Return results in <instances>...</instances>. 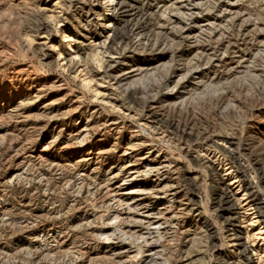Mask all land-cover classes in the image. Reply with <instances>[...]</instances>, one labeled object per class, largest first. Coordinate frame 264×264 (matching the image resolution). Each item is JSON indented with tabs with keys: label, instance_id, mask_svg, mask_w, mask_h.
<instances>
[{
	"label": "rangeland",
	"instance_id": "374dc122",
	"mask_svg": "<svg viewBox=\"0 0 264 264\" xmlns=\"http://www.w3.org/2000/svg\"><path fill=\"white\" fill-rule=\"evenodd\" d=\"M221 186L264 264V0H0V264L237 263Z\"/></svg>",
	"mask_w": 264,
	"mask_h": 264
},
{
	"label": "bare ground",
	"instance_id": "6f19581e",
	"mask_svg": "<svg viewBox=\"0 0 264 264\" xmlns=\"http://www.w3.org/2000/svg\"><path fill=\"white\" fill-rule=\"evenodd\" d=\"M127 11L125 9H123V7H121L120 11L117 13V16H120L123 17L125 16ZM119 18V17H118ZM113 36V35H112ZM66 38L69 37V35H65ZM116 37H113L112 39H110V43L112 44L114 41H115ZM105 45V44H104ZM90 57L91 55L89 54H86V58L82 59L81 62L83 61L84 62V65L86 66L87 64V60H90ZM73 61V59L69 58L68 59V63L71 64ZM141 70V69H140ZM140 70L139 69H132V70H128L127 72L124 71V73L120 74L118 76V81L119 83L120 82H123L122 85H126L128 86L133 80H135L139 74H140ZM142 72V71H141ZM185 85V84H184ZM182 88V87H180ZM180 92V91H179ZM184 93V92H183ZM181 94H182V91H181ZM225 139V138H224ZM217 140H223L221 138H217ZM226 141V140H225ZM231 145V144H230ZM208 157V156H207ZM200 158V157H199ZM164 167V166H163ZM133 168H129V171L127 172V177L126 179L128 178L129 180H132L133 177L136 175V173H138V170L136 171L135 169L132 170ZM157 170V168H156ZM243 172V171H242ZM240 173V172H238ZM144 174V173H143ZM157 175V185L160 186V193L163 192L164 190H171L170 187L172 186H169L168 183H166V179L164 177H166V172L164 174V172L162 171H157L155 173ZM237 175V174H236ZM244 177V176H243ZM246 177V176H245ZM194 178V177H193ZM239 178V177H237ZM127 179V180H128ZM240 181L243 182L245 181L244 178L242 179V177L240 176ZM125 180V178H124ZM122 181V180H121ZM239 181V180H238ZM239 181V182H240ZM244 183V182H243ZM250 183V182H249ZM247 184V183H246ZM252 185V184H251ZM157 186V187H158ZM164 186V187H162ZM247 186V185H246ZM159 188V187H158ZM218 188V187H217ZM256 188V187H255ZM173 190V189H172ZM245 190V189H244ZM247 199L249 200V206H252L253 209H258L261 207L262 205V201L260 200V197L252 190V187H250V185H248L247 187ZM245 192V191H244ZM257 192V191H256ZM158 193V192H157ZM174 193H171L169 195H173ZM216 194H217V204H216V207H215V210L217 213H220L221 215H219L220 217L223 218L225 225H228L229 226V237H227V239L229 238V241L230 243L228 242V244H231L230 246H232L236 253L237 254V257H239V262L237 261V263H235L234 261L230 262L229 264H252V260L250 258V256L248 255V247L247 245L245 244V242H243V239L241 238V236L239 235V233L237 232L236 228H235V222H234V216H232V209H233V203H232V192L231 190L227 187V186H221L217 189L216 191ZM137 203V202H136ZM135 204V203H134ZM141 203H137L135 205H140ZM145 206V205H144ZM214 207V206H213ZM141 215L142 217L146 218V219H149L147 222V225L148 228H157L158 225H157V220H155V217L153 218V216L151 215V212L149 211V209H146V206L145 207H141ZM136 210V209H135ZM258 212V211H257ZM161 215V214H160ZM173 215V214H172ZM171 215V216H172ZM225 215V216H224ZM140 216V215H139ZM174 218V217H173ZM263 218V217H262ZM143 219V218H142ZM134 222V221H133ZM262 223L264 224V220H262ZM151 226V227H150ZM157 226V227H155ZM147 227V226H146ZM164 227V226H163ZM147 228V229H148ZM160 228V227H159ZM146 229V228H145ZM158 230V229H157ZM150 230H148L149 232ZM147 232V231H146ZM151 232V231H150ZM226 232L228 233V231L226 230ZM145 235V234H144ZM148 236V235H147ZM148 239V238H147ZM146 240V239H145ZM150 244V243H149ZM147 245V244H146ZM148 246V245H147ZM148 250V249H147ZM146 250V251H147ZM155 250V248H154ZM147 252H149V255H152L153 254H157L156 252L158 251H153L152 248H150ZM234 253V252H233ZM148 254V253H147ZM237 259V258H236ZM227 262V261H226ZM229 262V261H228Z\"/></svg>",
	"mask_w": 264,
	"mask_h": 264
}]
</instances>
